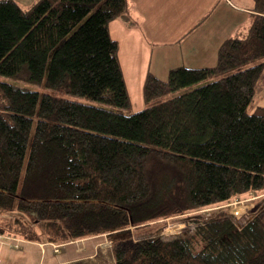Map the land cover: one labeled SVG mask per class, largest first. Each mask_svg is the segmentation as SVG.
I'll list each match as a JSON object with an SVG mask.
<instances>
[{"label": "trees", "instance_id": "obj_1", "mask_svg": "<svg viewBox=\"0 0 264 264\" xmlns=\"http://www.w3.org/2000/svg\"><path fill=\"white\" fill-rule=\"evenodd\" d=\"M209 67L147 74L131 103L109 23L127 0H0V212L32 242L106 234L114 264H264V208L237 227L226 211L163 238L149 223L264 192V0ZM32 222H30L31 224ZM12 227L15 225V227ZM130 227L142 237L133 241Z\"/></svg>", "mask_w": 264, "mask_h": 264}, {"label": "crops", "instance_id": "obj_2", "mask_svg": "<svg viewBox=\"0 0 264 264\" xmlns=\"http://www.w3.org/2000/svg\"><path fill=\"white\" fill-rule=\"evenodd\" d=\"M154 0H127L128 12L133 20L132 25L125 24L122 20H114L109 23V33L111 35L112 28L116 31L118 37L114 39L118 43V59L121 66V71L125 80L127 92L129 95L130 103L133 98L134 89L137 91L135 97L137 100H142V85L146 75L152 74L158 79L164 78L168 71L177 66L183 67H209L213 66L216 62L217 50L220 43L228 38L234 36V34L246 28L249 24V13L251 12L252 2L251 0H223L224 10L217 16H224V25L221 26L220 31L214 30L211 26L204 24L203 22L209 21L211 14L213 16L217 13L220 4L217 5L220 0H190L186 1V4L194 8L201 15L194 16L192 18V26L188 25L187 29L190 30L192 36L186 40L185 37L178 40V54H169L165 51L168 48L166 45H171L173 42L162 41L168 38V33L160 31L159 27H164V19L156 21L154 18H149L148 7ZM158 5L174 6L178 5V0H157ZM238 2V3H237ZM179 6V5H178ZM191 8H187L186 12H191ZM157 10V9H156ZM158 9L157 12H161ZM228 15V16H227ZM212 16V17H213ZM137 21H140V25ZM212 21V20H211ZM198 22V25H197ZM196 24V25H195ZM203 25V32L205 33V50H207L204 58L205 64H186L184 60L189 58L183 53L191 54L196 50V38L195 30L199 29L200 25ZM213 24V21H212ZM189 27V28H188ZM239 27V29H238ZM238 29V30H237ZM161 30H165L164 28ZM201 30V27L199 31ZM237 30V31H236ZM183 36V35H182ZM186 36V37H187ZM177 41V40H176ZM160 45L156 46L155 44ZM200 44V43H199ZM123 46V49L121 47ZM210 46V47H209ZM162 49V50H161ZM195 54V52H194ZM160 59V64L152 68V59ZM124 59V63H122ZM129 59L130 69L125 65L126 60ZM195 59V57H194ZM178 60V61H177ZM137 61H143L137 67ZM181 61L180 63H178ZM214 63V64H213ZM134 86V89L132 88ZM132 94V95H131ZM132 105V104H131ZM131 111V110H130ZM8 246L12 247L10 243ZM13 248V247H12ZM23 250L21 254V263L23 264H114V255L111 242L104 235L88 236L79 239L69 240L63 243L55 244L51 242H32L24 239H19V243L16 248ZM34 255V256H33ZM35 257V260L30 263L31 258ZM0 264H13L11 260H4L0 258Z\"/></svg>", "mask_w": 264, "mask_h": 264}, {"label": "rangeland", "instance_id": "obj_3", "mask_svg": "<svg viewBox=\"0 0 264 264\" xmlns=\"http://www.w3.org/2000/svg\"><path fill=\"white\" fill-rule=\"evenodd\" d=\"M17 1L21 6L26 7L28 6L32 0H15ZM157 0H154L150 5H149V9H148V13H149V18H154V16H156V21H159L164 19L163 23L164 24V29L165 30H161L163 29L162 27L160 28V31L164 32V33H168V38H166V40H162L158 41V42H162V41H170L173 42L171 45H166L168 48L165 49V51H167L169 54H178V42L179 40L183 39L185 37V39L187 40L189 37L188 36H192V33H190V30L187 29V26L190 25L192 26V24H194L195 22L192 23V18L194 16L197 17V15H201L199 12L194 11L195 9L188 7L189 4H186V1H190V0H178V5H172V6H164L162 8L161 4L158 5V3L156 2ZM245 1V0H244ZM238 3V2H237ZM220 4L219 9L217 10V13L211 14L209 21H205L203 22V25H209L211 26V28L213 29L212 32H214V30L220 31V27L223 26L224 23V16H226L224 13L221 16H219L217 18L218 15H220L222 13V9L224 3L223 0H220V2L217 3V5ZM187 8H191V12H186ZM158 9H161L160 13L157 12ZM225 11V10H224ZM213 16V17H212ZM228 16V15H227ZM213 24H212V21ZM140 25V21H137ZM196 25V24H195ZM198 25V22H197ZM202 24L200 25L201 30L199 31V29L195 30L196 34V38L198 39L196 42V50L191 54L189 53H183V55L188 56L189 58L184 59V60H190V61H186V64H194V65H199V64H205L206 62H204V60L202 62H200L202 60V58H204V55L206 54L207 50H205L204 46H205V33L203 32V26ZM189 28V27H188ZM193 28V26L191 27ZM239 29V27H238ZM237 29V30H238ZM236 30V31H237ZM189 34V35H188ZM236 34V33H235ZM234 34V35H235ZM183 35V36H182ZM188 35V36H187ZM111 38L112 39H116V37H118L116 31L113 30L111 31ZM187 36V37H186ZM181 37V38H179ZM179 38V40H178ZM177 40V41H176ZM200 43V44H199ZM155 44V43H154ZM158 48H160L159 46L161 45H157ZM210 47V46H209ZM121 49H123V46L121 47ZM162 50V49H161ZM195 57V59H194ZM125 65L126 67H128L130 69V64H129V59H125ZM122 63H124V59L121 60ZM178 61V60H177ZM181 61H179L178 63H180ZM143 63V61H137V67H139V64ZM152 69H154V66H157L160 64V59H156L155 57H153L152 59ZM215 63V61H214ZM213 63V64H214ZM168 74V73H167ZM166 76H164V78H160L161 80H165ZM0 81H4V82H8L11 83L13 85H17L29 90H33V91H37L40 93H44V94H48V95H52V96H56L59 98H64V99H68L70 101H75L78 103H82V104H86V105H91V106H95V107H99L102 109H107V110H112L113 107L102 104V103H98V102H93L91 100H88L86 98H82V97H78V96H74L71 94H67L61 91H55L52 89H46L44 87H42L41 85H32V84H28L22 81H16L13 79H9V78H5V77H0ZM132 88L134 89V86L132 85ZM137 93V91L134 89V93H133V98L131 99V112L134 111H138L140 109H142L145 105L144 102L142 100H137L138 97H135V94ZM132 95V94H131ZM254 106H264V88L261 89L260 92L256 93L255 98L253 100V105L251 106V109L254 108ZM264 208V192L261 193H256V192H251L245 195H242L239 198H235L231 201H228L226 203L220 204V205H215V206H211V207H207V208H203V209H198V210H194V211H190V212H186L184 214H180L177 216H172V217H167V218H163V219H159L157 221H153L151 223H149V226H159L160 227V231L158 233L159 236L163 237V238H170L172 236L175 235H180V234H184L187 231H190L196 224L194 222V220L198 217V216H204L205 218L209 217L212 213L214 212H220V211H226L228 212L231 216L233 221L236 222L237 227H241L242 225H244L246 222H248L249 220H251L252 218H254L262 209ZM16 216H20L26 223H29L28 225L30 227H38V224H36L33 220H31L30 218L27 219V217H25V215H20V214H15V213H7V212H0V224H5L7 225L11 220H13L14 218H16ZM30 222H32L30 224ZM12 227V224H11ZM13 227H15V225H13ZM12 227V228H13ZM135 227H130V232L132 234V238L133 241H137L139 239H141L142 237H140V235H137L139 233H141L140 231H136L137 229H134ZM7 231H5L4 233L0 234V258L2 259V261L4 262V260H11V262L13 264H22L21 263V254H23V250L21 248L20 249H13L17 247V244L19 243V239H22L21 236L12 233V231L9 229H6ZM139 232V233H138ZM104 235L106 236V238L111 242V245L113 244L111 239H109L108 235L106 234H101V236ZM99 236V235H96ZM8 243L11 244L10 247L8 246ZM53 243V242H52ZM55 244L57 242H54ZM59 244V243H57ZM34 256V255H33ZM31 258L30 263H32L35 260V257ZM24 264V263H23Z\"/></svg>", "mask_w": 264, "mask_h": 264}]
</instances>
